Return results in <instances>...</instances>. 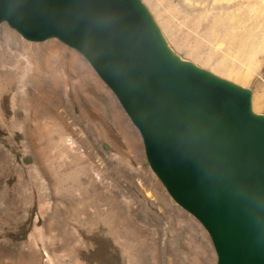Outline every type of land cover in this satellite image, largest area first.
<instances>
[{
  "label": "rangeland",
  "instance_id": "obj_1",
  "mask_svg": "<svg viewBox=\"0 0 264 264\" xmlns=\"http://www.w3.org/2000/svg\"><path fill=\"white\" fill-rule=\"evenodd\" d=\"M140 1L175 54L248 89L264 116V0ZM0 264H216L207 232L152 173L138 131L88 62L5 23Z\"/></svg>",
  "mask_w": 264,
  "mask_h": 264
},
{
  "label": "water",
  "instance_id": "obj_2",
  "mask_svg": "<svg viewBox=\"0 0 264 264\" xmlns=\"http://www.w3.org/2000/svg\"><path fill=\"white\" fill-rule=\"evenodd\" d=\"M77 51L138 131L150 170L207 232L216 264H264V116L177 56L140 0H0V24Z\"/></svg>",
  "mask_w": 264,
  "mask_h": 264
},
{
  "label": "bare ground",
  "instance_id": "obj_3",
  "mask_svg": "<svg viewBox=\"0 0 264 264\" xmlns=\"http://www.w3.org/2000/svg\"><path fill=\"white\" fill-rule=\"evenodd\" d=\"M165 41H166V40H165ZM171 42H172V41H171ZM166 43H167V42H166ZM172 43H173V42H172ZM167 45H168V44H167ZM168 47L170 48V45H168ZM171 50H172V49H171ZM172 52L175 53L173 50H172ZM176 55H177V54H176ZM177 56H178V55H177ZM179 57H180V56H179ZM250 66H251V65H250ZM217 67H218V69H219L221 72H223V74L226 73V74H228V75H230V76L235 77L236 79H239V78H240V77H237L236 75H234L233 72L227 71V70H225L224 68L219 67V66H217ZM217 67H216V68H217ZM248 70L251 71V67H248ZM244 78H246V77H244ZM245 80H246V79H245ZM242 81H243V79H242ZM257 98H258V97H257ZM257 98H256V99H257ZM259 104H260V102H259ZM259 104L255 103V104H254V108L256 109V108L258 107ZM252 111H253V110H252Z\"/></svg>",
  "mask_w": 264,
  "mask_h": 264
}]
</instances>
